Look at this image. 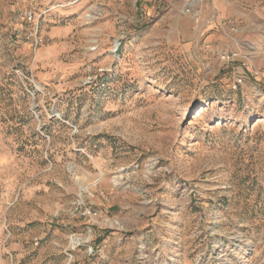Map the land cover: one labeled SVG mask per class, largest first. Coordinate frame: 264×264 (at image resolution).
<instances>
[{
  "label": "rangeland",
  "instance_id": "1",
  "mask_svg": "<svg viewBox=\"0 0 264 264\" xmlns=\"http://www.w3.org/2000/svg\"><path fill=\"white\" fill-rule=\"evenodd\" d=\"M0 264H264V0H0Z\"/></svg>",
  "mask_w": 264,
  "mask_h": 264
},
{
  "label": "built area",
  "instance_id": "2",
  "mask_svg": "<svg viewBox=\"0 0 264 264\" xmlns=\"http://www.w3.org/2000/svg\"><path fill=\"white\" fill-rule=\"evenodd\" d=\"M189 11H192V9H188ZM195 16H197L198 15V11H196L195 9H193V12H192ZM223 58L224 59H226V60H228V61H230V60H232V59H234V55L232 56L231 54H224L223 55ZM242 78L240 77L238 80H237V82L238 83H241L242 82ZM235 84H237V83H235ZM235 86H237V85H235Z\"/></svg>",
  "mask_w": 264,
  "mask_h": 264
}]
</instances>
